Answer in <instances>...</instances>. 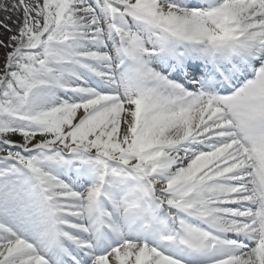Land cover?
Returning <instances> with one entry per match:
<instances>
[{
  "label": "snow or ice",
  "instance_id": "obj_1",
  "mask_svg": "<svg viewBox=\"0 0 264 264\" xmlns=\"http://www.w3.org/2000/svg\"><path fill=\"white\" fill-rule=\"evenodd\" d=\"M0 11V264H264V0Z\"/></svg>",
  "mask_w": 264,
  "mask_h": 264
},
{
  "label": "bare ground",
  "instance_id": "obj_2",
  "mask_svg": "<svg viewBox=\"0 0 264 264\" xmlns=\"http://www.w3.org/2000/svg\"><path fill=\"white\" fill-rule=\"evenodd\" d=\"M5 16V13L0 11V20H3ZM13 19H15V17H13ZM6 23H9L10 25H12V27H15L14 24H12L11 21H5ZM8 33L4 31V29L0 28V39H5L7 37ZM4 49H0V58L2 60L3 58V53H4Z\"/></svg>",
  "mask_w": 264,
  "mask_h": 264
},
{
  "label": "rangeland",
  "instance_id": "obj_3",
  "mask_svg": "<svg viewBox=\"0 0 264 264\" xmlns=\"http://www.w3.org/2000/svg\"><path fill=\"white\" fill-rule=\"evenodd\" d=\"M2 60H3V58H2ZM2 60H1V58H0V63H2Z\"/></svg>",
  "mask_w": 264,
  "mask_h": 264
}]
</instances>
